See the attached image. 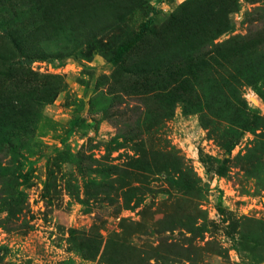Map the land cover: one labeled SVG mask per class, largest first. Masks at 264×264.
Returning <instances> with one entry per match:
<instances>
[{
    "label": "rangeland",
    "instance_id": "rangeland-1",
    "mask_svg": "<svg viewBox=\"0 0 264 264\" xmlns=\"http://www.w3.org/2000/svg\"><path fill=\"white\" fill-rule=\"evenodd\" d=\"M2 76L0 264H264V0H0Z\"/></svg>",
    "mask_w": 264,
    "mask_h": 264
},
{
    "label": "trees",
    "instance_id": "trees-1",
    "mask_svg": "<svg viewBox=\"0 0 264 264\" xmlns=\"http://www.w3.org/2000/svg\"><path fill=\"white\" fill-rule=\"evenodd\" d=\"M132 1V0H131ZM218 6V8L221 7ZM214 7V5H210V9ZM213 9V8H212ZM222 9L226 12L229 13L231 11V7L230 6H225L224 4H222ZM210 15H213V12H210ZM207 22L203 21V18L198 19L197 21H194V31H192V35L197 34L198 32H200L201 35H204V33L207 31V29H211L214 30V28L212 27V23L213 21L211 20V18L205 17ZM194 20V19H193ZM192 21V20H191ZM154 22V18L152 16H150L149 18H147L146 20H144L143 22H141L138 25V29L134 32V34L132 36H128V38H126V41L124 42V45L120 46V48H125L126 50L128 49H132L133 47H137L139 44H141L146 38H147V32L148 30L152 27V24ZM178 29H187L184 25L179 26ZM189 29V28H188ZM176 30V27L173 28V31ZM178 36V35H177ZM10 37L9 38V42H11L12 44H14L15 46H18L17 48L19 49V51L21 52V54L23 55V58H21V60H19L18 62V67L17 69H19L20 71V67L22 68L23 65H27L30 60L33 58L30 55V52H24L21 48H23V44L20 41L19 43L16 44V39L14 37ZM179 37V36H178ZM175 39V40H174ZM177 37L174 35H164V36H160L158 38L155 39V45H157L158 43L165 42L167 43L169 46H173V44L175 43V41H177ZM26 51V50H25ZM229 54H227L228 56ZM226 56V57H227ZM234 55L230 56L233 57ZM251 61L249 60V63ZM243 72H245L243 70ZM20 74H22V72L20 71ZM5 77H0V125H3L4 127L0 128V151L5 149V147H7L9 149L8 152H4L3 154V158L5 157H9L7 160V164H11V165H16V169L15 170H11L8 171L6 169L5 166H3V164H1L0 162V182L3 184V179H5L8 175L12 176L13 178H22L23 180L26 179L27 174L26 173H22L19 171V167L20 165H22L21 161H26V155L21 152V147H18V145H14V143H17L19 140H21V137L19 135L25 133L24 131H26V129L28 128L29 125L32 124L29 123V119H31L33 116L36 117L38 115V111L35 110V107L33 105V107H29L30 103L27 104H22V98L21 96L18 94L14 95H6L4 94L5 90L7 89L5 84ZM28 85H30L29 83H27ZM14 88H17L16 86H14ZM190 90V88H189ZM16 91H19L18 89ZM191 91L194 92V88H191ZM41 98H36L35 102L33 101V103H38L41 102L40 101ZM9 114V116H8ZM31 117V118H30ZM7 119V121H6ZM8 120H11V122L14 123V125H18L17 127L14 128H6L7 124H8ZM13 125V124H12ZM71 127H75L76 129L82 131L83 133L87 132V129L85 127V125L83 124V120H73ZM12 129V130H10ZM24 129V130H23ZM20 145V142L18 143ZM5 145V146H4ZM5 170V171H4Z\"/></svg>",
    "mask_w": 264,
    "mask_h": 264
}]
</instances>
